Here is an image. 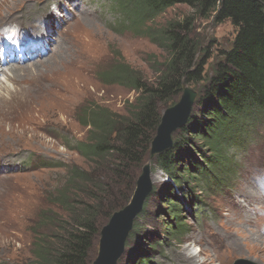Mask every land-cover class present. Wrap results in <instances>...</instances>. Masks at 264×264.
<instances>
[{
    "label": "rangeland",
    "instance_id": "1",
    "mask_svg": "<svg viewBox=\"0 0 264 264\" xmlns=\"http://www.w3.org/2000/svg\"><path fill=\"white\" fill-rule=\"evenodd\" d=\"M116 5L115 0H0V30L17 26L27 34L28 42L43 38L46 44V53L38 57L40 61L28 64L36 58L17 60L0 72V264H35L34 244L39 237L56 231L40 226L45 213L49 212L57 221L70 219V211L64 210L58 201L75 171L82 169L93 179L109 174L104 163L88 157L85 150H76L79 142L88 147L92 130V126L81 124L79 117L91 106L99 113L126 114L128 103L138 93L119 82L115 75L128 73L156 81L168 53L152 41V35L170 21L193 12L187 5L178 4L154 19L132 23L134 18L127 15L123 5V13ZM195 33L202 46L217 56L229 48L235 27L229 21L217 24L213 20H198ZM55 41L64 45L58 44L57 51L47 59ZM70 57L75 61L80 58V64L67 67L65 60ZM214 62L211 58L209 69ZM43 72H50L49 77L58 87L44 90L51 80L43 89ZM20 79H26L27 89L13 86ZM170 106L161 105V112ZM263 120L254 119L255 129L243 132L249 142L233 146L227 155L232 156L234 175L224 185L223 193L208 194L197 186L195 193L207 205L198 210L199 218L194 205L188 203L184 207L178 220L182 223L179 229H185V233L176 240L167 238L166 228L173 221L167 212L170 201L164 202L163 197L171 180L159 168L156 157L151 158L150 151L141 164L121 171L101 199L100 232L92 249L91 264L99 256L102 228L132 199L147 163L151 164L156 192L147 197L146 212L142 210L134 220L141 227L140 233L128 244L126 241L117 264H135L145 256L159 264H237L241 260L264 264ZM204 141L198 137L195 143L205 148L206 156L212 157V150L205 147ZM200 153L196 152L197 157ZM92 185L86 184L79 190L70 185L68 196L92 202Z\"/></svg>",
    "mask_w": 264,
    "mask_h": 264
},
{
    "label": "trees",
    "instance_id": "2",
    "mask_svg": "<svg viewBox=\"0 0 264 264\" xmlns=\"http://www.w3.org/2000/svg\"><path fill=\"white\" fill-rule=\"evenodd\" d=\"M115 3L114 7L122 13L123 5L127 15L134 18L132 23L154 19L178 4L187 5L193 12L170 21L152 35V41L168 53L156 81L128 73L115 75L119 82L130 85L138 93L128 103L126 114L99 113L91 106L79 117V122L92 126V130L88 147L79 142L76 150H85L88 157L104 163L109 174L93 179L92 174L81 169L68 178L58 204L70 211V219L57 221L49 212L45 213L40 226H50L56 231L39 237L34 244L35 264H91L92 249L100 232L98 215L103 195L121 171L148 158L163 115L161 105H174L185 85L199 93L190 118L175 131L172 148L156 156L159 168L171 180L163 196L164 202L170 201L167 212L173 221L166 228L168 241L185 233V229H179L182 223L178 219L188 202L195 206L194 211L197 209V217L198 210H204L207 205L195 193L198 187L202 186L208 194L223 193L224 185L234 175L232 156L227 155L233 146L249 142L243 132L255 129L254 119H264V0H115ZM198 20H213L217 24L229 21L235 27L229 48L213 56L196 36ZM211 58L215 62L209 69ZM198 137L205 140L203 144L212 150V157L205 155L202 145H196ZM197 151L201 152L199 157ZM86 184H93L92 195L88 193L93 197L92 202L76 195L68 196L70 185H76L78 189H75L79 190ZM155 192L153 187L151 195ZM146 208L147 202L143 211ZM140 228L134 223L127 244L139 235ZM135 264L158 263L145 256Z\"/></svg>",
    "mask_w": 264,
    "mask_h": 264
},
{
    "label": "water",
    "instance_id": "3",
    "mask_svg": "<svg viewBox=\"0 0 264 264\" xmlns=\"http://www.w3.org/2000/svg\"><path fill=\"white\" fill-rule=\"evenodd\" d=\"M180 99L168 107L162 115L157 134L151 145V158L169 150L173 146V133L186 125L192 113L198 91L184 86ZM151 164L147 163L140 176L135 193L129 203L117 211L101 230L99 256L92 264H117L122 256L126 240L134 227V220L143 210L145 201L153 191ZM237 264H252L240 261Z\"/></svg>",
    "mask_w": 264,
    "mask_h": 264
},
{
    "label": "bare ground",
    "instance_id": "4",
    "mask_svg": "<svg viewBox=\"0 0 264 264\" xmlns=\"http://www.w3.org/2000/svg\"><path fill=\"white\" fill-rule=\"evenodd\" d=\"M21 9V8H20ZM20 9H18V10H20ZM84 21H87V22H90V21H88V20H84ZM89 24V23H88ZM39 27H41V25L39 24ZM50 30H54V28L52 27V26H50ZM63 30H59V32H62ZM58 42H60V41H55V45H54V48H53V51H52V53H49L48 55H47V59H48V57H50L51 55H53V53L55 52V51H57V48L59 47L58 46V44H60V43H58ZM61 44H63V43H61ZM61 44H60V46H61ZM64 45V44H63ZM62 45V46H63ZM62 48V47H61ZM60 48V49H61ZM64 48V47H63ZM58 51H59V49H58ZM61 55V54H60ZM53 57V56H52ZM75 57H77V56H75ZM55 58V57H54ZM63 59V58H62ZM51 60V59H50ZM54 60V59H53ZM29 61V60H28ZM38 61H40V60H38V59H34V61L33 62H30V63H28V64H35L36 62H38ZM66 61V63H65V65L67 66V67H70V66H74V65H78V64H80L79 62L81 61V59L80 58H78L76 61L73 59V57H70L69 59H66L65 60ZM49 62V61H48ZM60 62H56L55 64H59ZM82 63V62H81ZM38 64V63H37ZM36 64V65H37ZM54 64V63H53ZM54 64V65H55ZM53 65V66H54ZM63 65V64H62ZM62 65H60V66H62ZM64 65V66H65ZM50 66V65H49ZM55 68V67H54ZM5 69V68H4ZM56 69V68H55ZM5 71V70H4ZM44 71V70H43ZM50 73V72H49ZM49 73L48 72H43V73H40V74H42V76L44 77H42L44 80H43V89L45 88L44 86H47V84H46V82L47 81H49V80H51V85L50 86H48V87H46L44 90H47L49 87H58V84H56V82H55V80L54 79H51V75H50V77H49ZM53 75V74H52ZM8 78V77H7ZM38 78V77H37ZM10 79V77L8 78V80ZM36 79V78H35ZM8 80H6V82L8 81ZM40 80V79H39ZM37 81V80H36ZM54 84V85H53ZM53 85V86H52ZM4 86H6V83L5 82H3V87ZM13 86H15V87H17L18 86V88L19 87H21V88H23V89H27L28 87H29V85L27 84V82H26V79H20V80H18L17 82H16V84L15 85H13ZM5 88H7L8 89V87H5Z\"/></svg>",
    "mask_w": 264,
    "mask_h": 264
}]
</instances>
